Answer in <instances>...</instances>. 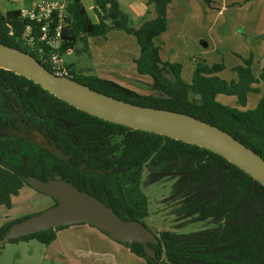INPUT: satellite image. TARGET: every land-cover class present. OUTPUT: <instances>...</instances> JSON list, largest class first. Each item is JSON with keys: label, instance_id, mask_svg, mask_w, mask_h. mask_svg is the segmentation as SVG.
Returning a JSON list of instances; mask_svg holds the SVG:
<instances>
[{"label": "trees", "instance_id": "obj_1", "mask_svg": "<svg viewBox=\"0 0 264 264\" xmlns=\"http://www.w3.org/2000/svg\"><path fill=\"white\" fill-rule=\"evenodd\" d=\"M203 1L208 6L212 2ZM170 2L146 0L147 5H153L155 16L145 17L134 27L118 0H94L95 22L88 17L81 0H66L59 54L72 50L78 41L86 43L88 37L122 30L138 43L137 71L151 77V88L156 94L141 95L80 72L68 71L67 76L114 98L185 113L217 126L264 159V94L255 108L244 111L215 100L217 93L234 95L237 103L244 106L248 92H259L251 84L264 80V70L255 78L249 58L234 68L237 80L227 82L215 75L223 69L222 63L207 65L203 58L194 56L192 79L185 83L180 76V64L162 61L159 47L153 42L166 29ZM24 24L19 10L0 11V43L32 55L48 69L37 53L22 44L20 33ZM12 100L29 113L31 125L43 132L47 143L57 145V158L39 138L26 140L16 121L0 120V206L11 207L12 196L27 185V176L47 180L57 161V173L64 180L100 199L122 219L141 221L148 214V200L140 189L141 170L149 163L152 182L176 177L170 196L181 198L183 214L194 215L197 220H213L217 226L187 234L161 231L158 243L149 244L155 250L154 258L146 255L139 242L121 243L131 253L146 264H264V187L220 155L163 135L102 120L76 109L24 76L0 68V113L5 111V103L12 106ZM0 118L4 120L1 114ZM115 136L120 137L118 145L95 148L111 142ZM102 151L108 154L104 159ZM115 153L118 155L112 159ZM99 161L108 162L104 172L102 169L90 172L86 168V164L96 166ZM159 165L162 166L152 169ZM77 174L81 179H76ZM26 217L2 224L0 237L12 223ZM65 227L7 242L35 239L49 244L57 230Z\"/></svg>", "mask_w": 264, "mask_h": 264}, {"label": "crops", "instance_id": "obj_2", "mask_svg": "<svg viewBox=\"0 0 264 264\" xmlns=\"http://www.w3.org/2000/svg\"><path fill=\"white\" fill-rule=\"evenodd\" d=\"M35 1L0 0V11L5 13L19 10L31 6ZM93 1L81 0L88 17L95 22ZM118 2L134 27H138L145 17L155 16L153 5H147L146 0ZM10 5L16 6L12 8ZM166 18L165 31L156 36L153 42L159 47L162 61L180 64V76L185 83L191 82L194 56L203 58L207 65L222 63L223 69L215 75L227 82L237 80L234 68L243 65L244 60L249 58L255 78L264 70V0H212L210 6L203 0H171L167 5ZM77 46L75 44L72 50L65 53H78ZM82 55L76 56V61L70 66L62 60L64 67L67 65L71 70H80L84 75L111 81L141 95L153 94L151 77L137 71L135 61L140 56V47L132 35L114 29L104 36L88 37ZM251 87L257 88L259 92H248L244 106L237 103L234 95L217 93L215 100L241 111L253 109L264 94V80L252 83ZM59 238L75 242H69L64 247L65 252L73 249H85L83 253L95 251V259L105 256L95 250V240L113 250L119 251L121 247L128 250L102 231L85 223L67 225L57 230L55 239L49 244ZM107 256H111L110 253Z\"/></svg>", "mask_w": 264, "mask_h": 264}, {"label": "water", "instance_id": "obj_3", "mask_svg": "<svg viewBox=\"0 0 264 264\" xmlns=\"http://www.w3.org/2000/svg\"><path fill=\"white\" fill-rule=\"evenodd\" d=\"M0 68L24 76L76 109L102 120L212 151L264 187V159L217 126L185 113L141 106L100 93L69 76L53 74L32 55L2 43ZM26 183L55 202L42 212L12 223L0 237V245L50 228L85 223L117 242H139L148 257H155L149 244H157L158 235L141 221L122 219L100 199L59 175L47 180L29 175Z\"/></svg>", "mask_w": 264, "mask_h": 264}, {"label": "rangeland", "instance_id": "obj_4", "mask_svg": "<svg viewBox=\"0 0 264 264\" xmlns=\"http://www.w3.org/2000/svg\"><path fill=\"white\" fill-rule=\"evenodd\" d=\"M15 6L10 5L12 8ZM75 44L78 45V53L72 52L69 54L64 52L61 54V60L69 64V66L76 61V56L81 57L83 56V52H85L84 42L78 41ZM65 69L67 72H80V70L69 69L67 65ZM153 94L156 93L153 92ZM10 99H12V94H10ZM10 103L16 112L20 111L21 107L14 100ZM1 114H5L4 111L1 110ZM24 114L26 116L24 120L30 122L32 117L29 113L24 112ZM119 143L120 137L115 136L111 142L95 148L103 149L104 146L118 145ZM104 154L106 152L102 151L101 155ZM111 156L112 159L116 158V155ZM161 166L159 165L152 169L156 170V168ZM150 171L151 166L149 163H146L141 170L140 189L148 200V214L141 220L144 225L152 228L157 235L163 230L187 234L217 226L213 220H197L194 215L186 216L183 214L185 207L181 198L179 196H170L176 177H163L158 181L152 182ZM53 203V200L49 196L33 189L29 185H25L16 196L11 198L10 208L0 206V226L11 220L42 212L53 205ZM69 242L74 241L72 239L67 241V239L62 240L59 238L58 241L48 245L35 239L21 240L16 243L5 242L0 245V264H146L142 258L137 257L125 248L121 247L119 251L113 250L101 242L98 243L96 240L94 241L95 250H99L105 256L95 259L93 256V252L95 251L88 252L91 254L83 253L84 251L86 252L85 249H77L78 251L73 249L72 251L65 252L64 247L68 246ZM107 253H110L111 256H107Z\"/></svg>", "mask_w": 264, "mask_h": 264}, {"label": "built area", "instance_id": "obj_5", "mask_svg": "<svg viewBox=\"0 0 264 264\" xmlns=\"http://www.w3.org/2000/svg\"><path fill=\"white\" fill-rule=\"evenodd\" d=\"M66 15V0H37L19 9V17L25 21L20 33L22 44L37 53L48 70L59 76H67L59 54Z\"/></svg>", "mask_w": 264, "mask_h": 264}, {"label": "flooded vegetation", "instance_id": "obj_6", "mask_svg": "<svg viewBox=\"0 0 264 264\" xmlns=\"http://www.w3.org/2000/svg\"><path fill=\"white\" fill-rule=\"evenodd\" d=\"M3 109H5L4 113L6 114L5 115V114L0 113L5 120L4 121V120H2V118H0V120L3 121V123H7V122H11V121L13 122V120H14V122L16 121V123L19 125V128L22 131V135H24L26 140H28V141L33 140L34 141V140L39 138L42 141L41 144L50 148L52 150V152L54 153V156L57 158V145L47 143L45 137L42 135L43 132L37 131L31 125V123L28 122V120H24V118H26V116H25L22 108H20L19 112H15L13 110L12 106H9L5 103L3 106ZM55 133H57V132L55 131ZM58 154L61 155V153H58ZM113 155H116V157H117V153L113 154ZM107 156H108V154H104L101 156V158L104 159ZM93 166L94 165H91L90 163H89V165L86 164V168L90 172L93 171V169H95L97 172H101V171L104 172L105 169H103V168H107L108 162L107 161H99L96 166H94V167ZM57 175H59V174L57 173V161H56L55 169L51 172V175L47 179H52V178L56 177ZM59 176L61 177V175H59ZM76 179H81L80 175L77 174Z\"/></svg>", "mask_w": 264, "mask_h": 264}]
</instances>
